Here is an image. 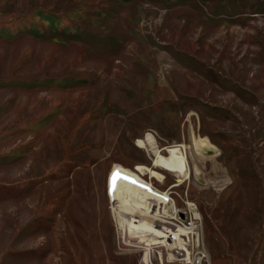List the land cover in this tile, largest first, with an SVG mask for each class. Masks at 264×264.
I'll return each mask as SVG.
<instances>
[{"label":"rangeland","instance_id":"1","mask_svg":"<svg viewBox=\"0 0 264 264\" xmlns=\"http://www.w3.org/2000/svg\"><path fill=\"white\" fill-rule=\"evenodd\" d=\"M112 164L264 264V0H0V264L182 257L120 232Z\"/></svg>","mask_w":264,"mask_h":264},{"label":"bare ground","instance_id":"2","mask_svg":"<svg viewBox=\"0 0 264 264\" xmlns=\"http://www.w3.org/2000/svg\"><path fill=\"white\" fill-rule=\"evenodd\" d=\"M193 148L204 146L210 148L211 144L205 137H193ZM119 175L114 177L113 174ZM125 177L127 179H125ZM134 181V182H133ZM167 189V188H166ZM169 191V189H167ZM169 193H172L169 191ZM160 193L157 190L149 188L142 182H139L128 171L120 170L115 164H112L108 171L106 196L111 215L115 219L117 226L125 236L134 237L137 242L144 244H165L175 247L176 251L180 249L177 246L181 235H185L190 227L175 222V218L168 209L163 207L164 202L160 203ZM170 200H173L170 198ZM196 208V207H195ZM131 209L134 214L142 217H134L126 212ZM185 212L198 217L193 209L185 205ZM177 213L184 212L182 209H176ZM170 213V215H169ZM149 221H152L149 222ZM164 224H167L165 226ZM170 225V226H169ZM150 229H154L153 233ZM171 241L173 242L172 244ZM145 245V246H146ZM147 246L144 248L146 251ZM169 257V255H168ZM142 258L143 254H142Z\"/></svg>","mask_w":264,"mask_h":264},{"label":"built area","instance_id":"3","mask_svg":"<svg viewBox=\"0 0 264 264\" xmlns=\"http://www.w3.org/2000/svg\"><path fill=\"white\" fill-rule=\"evenodd\" d=\"M156 190L160 195V203H169L171 197V193L166 189V186L162 188H157ZM183 209V208H181ZM180 213V215H179ZM175 222L182 223L189 228L185 235L180 236L179 245L180 249L178 251L182 252V257L180 258H171L162 259L160 255L156 256V261H151L149 257L146 255L145 258L141 257V264H210V261L207 255L202 250V242H201V227H200V220L199 216L194 217L193 215L189 214L188 212H178L176 218L174 219ZM164 247V246H162ZM194 247V249H193ZM172 252H176L175 247L169 246L168 248ZM165 262V263H164Z\"/></svg>","mask_w":264,"mask_h":264},{"label":"snow or ice","instance_id":"4","mask_svg":"<svg viewBox=\"0 0 264 264\" xmlns=\"http://www.w3.org/2000/svg\"><path fill=\"white\" fill-rule=\"evenodd\" d=\"M118 175H119L118 173H114V174H113L114 177H116V176H118ZM125 179H127V178L125 177ZM133 182H134V181H133Z\"/></svg>","mask_w":264,"mask_h":264},{"label":"crops","instance_id":"5","mask_svg":"<svg viewBox=\"0 0 264 264\" xmlns=\"http://www.w3.org/2000/svg\"><path fill=\"white\" fill-rule=\"evenodd\" d=\"M104 191H105V187H104Z\"/></svg>","mask_w":264,"mask_h":264},{"label":"water","instance_id":"6","mask_svg":"<svg viewBox=\"0 0 264 264\" xmlns=\"http://www.w3.org/2000/svg\"><path fill=\"white\" fill-rule=\"evenodd\" d=\"M179 215H180V213H179Z\"/></svg>","mask_w":264,"mask_h":264}]
</instances>
